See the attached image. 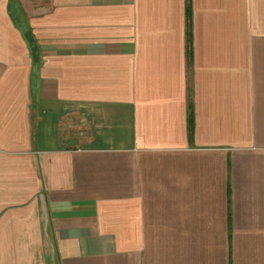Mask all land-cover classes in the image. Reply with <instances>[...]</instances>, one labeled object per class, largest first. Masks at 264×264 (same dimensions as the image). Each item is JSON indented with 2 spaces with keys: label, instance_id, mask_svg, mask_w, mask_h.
Returning a JSON list of instances; mask_svg holds the SVG:
<instances>
[{
  "label": "crops",
  "instance_id": "1",
  "mask_svg": "<svg viewBox=\"0 0 264 264\" xmlns=\"http://www.w3.org/2000/svg\"><path fill=\"white\" fill-rule=\"evenodd\" d=\"M0 264H264V0H0Z\"/></svg>",
  "mask_w": 264,
  "mask_h": 264
}]
</instances>
